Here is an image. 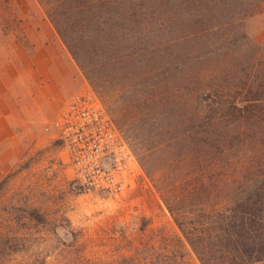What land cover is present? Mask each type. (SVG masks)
<instances>
[{
	"label": "rangeland",
	"instance_id": "rangeland-1",
	"mask_svg": "<svg viewBox=\"0 0 264 264\" xmlns=\"http://www.w3.org/2000/svg\"><path fill=\"white\" fill-rule=\"evenodd\" d=\"M45 13L143 178L107 204L48 124L0 128V264H200L173 218L264 191V0H0V67Z\"/></svg>",
	"mask_w": 264,
	"mask_h": 264
},
{
	"label": "crops",
	"instance_id": "crops-1",
	"mask_svg": "<svg viewBox=\"0 0 264 264\" xmlns=\"http://www.w3.org/2000/svg\"><path fill=\"white\" fill-rule=\"evenodd\" d=\"M41 22L45 26L35 28L40 40H29L27 48L17 43L23 46L15 48L17 60L0 67V128L17 145V131L33 129L39 135L42 125H49L73 95L86 90L77 66L47 26L49 21L44 16ZM6 72L10 83L3 79Z\"/></svg>",
	"mask_w": 264,
	"mask_h": 264
},
{
	"label": "built area",
	"instance_id": "built-area-1",
	"mask_svg": "<svg viewBox=\"0 0 264 264\" xmlns=\"http://www.w3.org/2000/svg\"><path fill=\"white\" fill-rule=\"evenodd\" d=\"M48 128L54 130L79 187L99 193L107 204L142 180L124 138L92 91L73 95Z\"/></svg>",
	"mask_w": 264,
	"mask_h": 264
},
{
	"label": "trees",
	"instance_id": "trees-1",
	"mask_svg": "<svg viewBox=\"0 0 264 264\" xmlns=\"http://www.w3.org/2000/svg\"><path fill=\"white\" fill-rule=\"evenodd\" d=\"M45 15L52 24L48 13ZM52 26L56 30L55 25ZM28 208L31 206L15 210L23 211L27 219H41L35 208ZM173 219L200 264H210L206 257L208 251L218 252L220 264L264 261V191L253 193L243 203L200 213L199 219L188 227ZM5 233L16 236L8 230Z\"/></svg>",
	"mask_w": 264,
	"mask_h": 264
}]
</instances>
